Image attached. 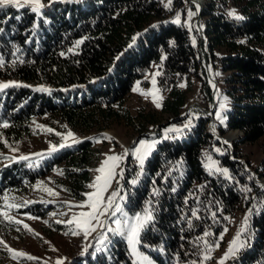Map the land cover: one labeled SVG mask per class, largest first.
Segmentation results:
<instances>
[{
  "label": "trees",
  "instance_id": "trees-1",
  "mask_svg": "<svg viewBox=\"0 0 264 264\" xmlns=\"http://www.w3.org/2000/svg\"><path fill=\"white\" fill-rule=\"evenodd\" d=\"M177 2L171 0L166 7L169 0H88L84 5L66 1L43 8L40 16L28 8L0 9V21H5L0 23L5 29L0 34V55L7 60L0 67V80L14 83L0 90V150L20 141L37 117L79 132L103 130L110 122L122 121L139 136L148 135L152 126L158 129L162 115L182 125L187 120L181 117L187 90L178 85L180 81L196 76L199 91L211 98L200 46L207 60L226 73L223 81L230 106L223 112L224 123L214 118L213 127L220 134L240 130L243 142L260 138L264 134V0H205L201 42L196 29L184 22L181 6L174 11ZM232 10L242 19L229 16ZM178 14L179 23L173 22ZM77 41L83 42L77 45ZM14 45L20 49L15 57ZM152 63L158 65L156 82L165 97L159 110L139 109L132 114L123 106L124 98ZM192 118L190 127L167 132L143 167L129 158L122 208L134 216L149 207L154 217L141 234L146 246L138 249L156 264H192L205 256L207 241L213 250L204 264H211L232 212L255 193L252 239L243 233L247 247L230 264H264V190L207 130L210 116L198 113ZM95 138L43 153L39 161L35 156L11 161L0 169V192H22L25 181L61 165L68 196L83 199ZM217 168L227 169L228 175ZM36 206L29 209L36 211ZM193 209L199 218L192 217ZM205 232L210 235L205 237ZM109 237L74 264H133L126 239Z\"/></svg>",
  "mask_w": 264,
  "mask_h": 264
},
{
  "label": "rangeland",
  "instance_id": "rangeland-1",
  "mask_svg": "<svg viewBox=\"0 0 264 264\" xmlns=\"http://www.w3.org/2000/svg\"><path fill=\"white\" fill-rule=\"evenodd\" d=\"M66 1H73L79 5H84L88 0H43V3L45 4L44 8H49L55 3H65ZM197 5H199V9L204 7L205 0H179L174 7V11L178 12L179 6H181L184 22L190 29H196L200 40L202 39L203 41L204 37L200 33V29L203 30V28L202 20L199 18V11L190 19L188 17V11L192 10L195 12ZM198 51L200 63L203 66L211 89V98L208 100L199 91V81L196 76H189L180 81L178 85L180 87L184 85L182 88L187 90V104L183 114L185 115L184 117H187V120L182 125H187L189 122L192 123V117L198 113L208 114L210 121L206 124L207 130L211 131L214 136L219 134V137L223 140V144L229 150V158L231 160H239L245 166V169L255 178L258 189L264 190V134L256 141L243 142L241 139L243 134L240 130L228 129L224 134L216 131L213 127V119L215 118V122L220 121L222 124L224 123V119L223 121L217 119L215 113L221 111L223 117V112L230 106V98L225 93L226 85L223 81L226 73H223L219 66H214L207 60L201 46L198 47ZM157 74L158 65L157 63H152L145 76L140 80L134 81L129 95L123 101V106L132 114H135L139 109L157 111L161 107H157L156 103L162 104L165 92L159 88L156 82ZM153 80H155V83H153ZM0 83L8 82L0 80ZM76 98H80V94H77ZM221 102L226 104L223 110L219 108ZM212 107H214L213 113L211 112ZM182 125H174L173 119L170 116L162 115L158 129L152 126V129L147 132L148 135L139 136L131 126L122 121L110 122L109 127L103 130L79 132L72 131L69 128H61L50 118L37 117L32 119L29 132L24 134L20 141L9 144L0 150V169L20 156H35L33 158L39 161L42 158V154L50 151L52 146L58 149L61 148V144L67 146L85 138L96 137L91 147L93 152L92 163L89 168V184L94 183L97 175H101L95 169L101 165V162L107 156H120L121 160L119 161V167L116 169V175L110 181L111 187L104 193L106 197L111 192L116 191L119 202V197L123 196L124 174L128 163H125L127 156L125 155V150L129 151L130 161L140 165V162L131 154L134 147L138 146L139 140L144 139L149 142L156 140L159 142L166 137L167 132L165 129H178ZM68 132H72L74 135L65 139ZM227 137L230 138V142L226 140ZM111 163L110 161L109 164ZM60 166L53 165L42 176L37 177L31 182L25 181L22 192L13 193L10 190L0 192V213H3L0 214V240L4 241L3 244H0V264H57L58 260L62 261V264H74L77 258L83 256L81 252L84 248H87V252H89L93 248L98 247L99 244H105L109 240V236L114 234L109 232L108 237L104 234L108 228L115 227L110 222H106L104 228H100L97 225V230L87 238H85L82 231L78 235L72 234L73 230H76V226L75 224L69 225L66 221L70 220L73 216L79 217L80 212L89 210L75 206L86 201L88 198L84 195L83 199L74 200L68 196L62 185L63 179ZM45 188L51 189L55 195H50L47 191H44L43 189ZM94 191V188L88 187L85 193ZM256 197V194L253 193L249 202L241 203L232 212L225 227L226 231L225 229L223 231L222 243L216 250L211 264H218V261L224 257L225 252L229 249L230 242L234 239L235 243L232 245L234 253L224 260V264H230L239 255L240 251L247 247L243 233L246 232V235H249L248 237L251 239V222ZM26 201L28 203H25ZM7 203L17 204L20 207L8 208L6 207ZM32 204H37L36 211L29 209V206ZM4 214H7L12 219L6 220ZM127 216L132 217L129 214ZM246 216L248 220L245 226L244 220ZM116 218L121 217L117 214ZM111 219L113 218H108L109 221ZM100 220L105 221V217H100ZM25 225H27V228ZM238 233H240L239 236ZM118 236L126 239L122 235ZM9 249L13 251H9ZM16 251H22L37 259L29 260L26 256L14 258V252ZM143 254L149 257L152 264H156L154 259L146 252Z\"/></svg>",
  "mask_w": 264,
  "mask_h": 264
},
{
  "label": "snow or ice",
  "instance_id": "snow-or-ice-1",
  "mask_svg": "<svg viewBox=\"0 0 264 264\" xmlns=\"http://www.w3.org/2000/svg\"><path fill=\"white\" fill-rule=\"evenodd\" d=\"M171 0H169L168 5L166 7H170ZM12 7L19 10H23L25 8H28L32 13H34L36 16H40L42 14V9L45 7V4L43 3V0H0V9ZM199 11V5L196 6V11L193 12L192 10L188 11V17L189 19L196 15ZM229 16H233L237 19H242V17H239L236 15L235 10H232L228 13ZM20 17L17 16L16 19H19ZM176 23H179V14L175 21ZM0 23H5V21H0ZM5 29L3 27H0V34H3ZM135 39V38H134ZM83 41H77L76 44L79 45ZM195 42V41H193ZM15 48V51L11 53L12 56H16V53L20 52V49L13 46ZM72 49H69V52H71ZM63 55V53H61ZM18 59V58H17ZM22 62V61H21ZM7 64V60L5 57L0 55V67H4ZM15 64V61H13V65ZM153 83H155V80H153ZM10 86H14L13 82L9 83H0V90L7 89ZM182 87L184 85H181ZM38 90H47V89H38ZM135 91V89H134ZM155 103V98H154ZM157 107H160L161 105L159 103H156ZM226 104L224 102H221L219 105V108L221 110L225 109ZM216 118L223 121V117L221 115V111H217L215 113ZM3 127H7L8 125L4 123L2 125ZM191 122L189 124L185 125V127H190ZM50 131V130H49ZM166 132H180V129L176 128H168L165 129ZM72 132L67 133V137H73ZM75 142V141H74ZM158 141L153 140L151 142L141 139L138 141V146L134 147L131 154L135 156V158L140 162L141 167H143L144 160L147 158V156L151 153V151L154 149L155 144ZM225 143H227L225 141ZM65 145L61 144L60 147H64ZM57 148L55 146H52L50 148L49 154L51 152L56 151ZM217 151H220L217 149ZM129 151L125 150V155H128ZM40 155V154H37ZM18 159L20 160H28L29 157L27 156H20ZM121 160V157L118 155H111L107 156L104 161L101 162V165L95 169L96 172L100 173L101 175H97L95 177V181L92 184H89V188H94L95 191L91 193H85L84 195L87 196V200L75 205L79 208H87L88 211L80 212L79 217L73 216L70 220L66 221L67 224H75L76 230H73V235H78L80 231L83 232L85 238H87L91 233L95 232L97 230V225L100 228L105 227L106 222H110L111 224H114V228H108L107 231L112 232L116 235H122L126 238L128 248L130 250V254L135 257L133 260V264H152V261L149 259L148 256L144 255L141 251L138 250V246H146L142 245V232L144 229L151 223L153 220V212L149 207H145L142 212L136 213L132 217H128L127 214L124 212L122 208V201L124 199L123 196L119 197V202L117 200L118 193L116 191L111 192L106 197L104 196V193L107 192L108 188L111 187L110 181L112 178L116 175V169L119 167V161ZM112 162L109 164V162ZM216 171H222L225 176L228 175L227 169H216ZM210 174L212 172L210 171ZM133 184L136 183L135 180L132 181ZM44 191H47L50 195H55V193L52 192L51 189L45 188ZM245 192L251 191L249 188L243 189ZM154 194H158V191ZM25 203H28L27 201ZM6 207L13 208V207H20V205L7 203ZM3 214V213H0ZM117 214L120 215L121 218H116ZM63 215V214H62ZM192 217L199 218L197 216V211L195 209L191 212ZM105 217V221H101L100 217ZM109 217H112L110 221L108 220ZM4 218L6 220H11L12 218L8 216L7 214H4ZM247 216L245 217L244 224L247 225ZM59 222V221H58ZM19 223V221H17ZM189 226L191 227V223L189 222ZM27 228V225H25ZM226 231V229H225ZM209 232H205L204 236H209ZM240 233H238V236ZM198 239H203V237H200ZM222 239V234H221ZM4 241L0 240V244H3ZM235 243V239L230 242L229 249L227 252H225L224 257L221 258L220 261H218V264H224V260L228 258L230 254L234 253V249L232 245ZM215 247H218V243L214 245ZM7 247V245H5ZM205 247H206V254L200 261H192V264H204V260H207L210 258V253L213 250L212 246H209L208 242L205 241ZM87 248H84L81 252V255H84L87 252ZM9 251H13L12 249H9ZM27 257L29 260H35L37 259L34 256L27 255L26 253L22 251H16L14 252V258L16 257ZM57 264H62V261L58 260Z\"/></svg>",
  "mask_w": 264,
  "mask_h": 264
},
{
  "label": "water",
  "instance_id": "water-1",
  "mask_svg": "<svg viewBox=\"0 0 264 264\" xmlns=\"http://www.w3.org/2000/svg\"><path fill=\"white\" fill-rule=\"evenodd\" d=\"M202 8L203 7H201L200 9H199V18H200V13H201V10H202ZM200 33L202 34V36L204 37V34H203V30L202 29H200ZM202 41V39L200 40V42ZM206 63H205V61H204V65H205ZM211 112L213 113L214 112V107H212V109H211ZM185 115H182L181 117H184ZM209 131V130H208ZM210 133H212L211 131H209ZM216 137L223 143V140L221 139V137H219V134H216ZM129 158H130V155H127L126 156V161H125V163H127L128 162V160H129ZM235 161H238V162H240L239 160H235ZM251 239H252V237H250ZM253 248V242L251 243V246L249 247V249H252Z\"/></svg>",
  "mask_w": 264,
  "mask_h": 264
},
{
  "label": "bare ground",
  "instance_id": "bare-ground-1",
  "mask_svg": "<svg viewBox=\"0 0 264 264\" xmlns=\"http://www.w3.org/2000/svg\"><path fill=\"white\" fill-rule=\"evenodd\" d=\"M232 137H233V136H232ZM226 140H227L228 142H230V138H228V137H227V139H226ZM231 141H232V140H231Z\"/></svg>",
  "mask_w": 264,
  "mask_h": 264
}]
</instances>
